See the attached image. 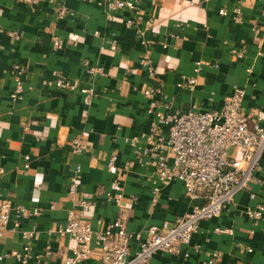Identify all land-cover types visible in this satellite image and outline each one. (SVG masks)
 I'll return each mask as SVG.
<instances>
[{
  "label": "crops",
  "instance_id": "crops-1",
  "mask_svg": "<svg viewBox=\"0 0 264 264\" xmlns=\"http://www.w3.org/2000/svg\"><path fill=\"white\" fill-rule=\"evenodd\" d=\"M115 1L132 2L136 9L108 15L106 3ZM60 8L71 15L60 17ZM221 10L227 15L221 16ZM11 30L18 39L7 35ZM54 37L61 39V49L53 48ZM144 55L152 75L141 64ZM84 60L101 67L103 74L88 76ZM197 61L216 67L196 73ZM17 72L23 94L12 101ZM56 73L90 86V103L85 105L77 92L48 87ZM181 76L196 78L192 90L178 87ZM152 88L160 89L155 96L160 111L162 103L182 112L191 106L220 110L223 99L240 89L243 111L263 115L264 0H41L34 7L0 0V198L40 210L18 225L11 213L0 238V256L21 251V233L32 229L39 232L32 241L33 255L47 246L50 255L26 264H61L71 255L74 244L69 238L49 230L77 210L68 194L72 180L79 194L90 197L86 217L93 230L123 216L128 232H141L203 204L200 198L185 196L178 181L155 182V168L138 153L146 146L141 135L152 121L143 90ZM73 138L80 140L84 152H72ZM118 190L121 200L109 201L107 194ZM258 204L264 205V154L254 180L232 205L220 216L199 222L189 245L173 254L157 253L149 264H205L212 258L217 264H264V214L257 224L245 215ZM0 264L19 263L4 258ZM80 264L103 263L89 258Z\"/></svg>",
  "mask_w": 264,
  "mask_h": 264
},
{
  "label": "built area",
  "instance_id": "built-area-1",
  "mask_svg": "<svg viewBox=\"0 0 264 264\" xmlns=\"http://www.w3.org/2000/svg\"><path fill=\"white\" fill-rule=\"evenodd\" d=\"M41 0H21L29 7L38 5ZM92 3L94 0H79ZM127 8L135 10L132 2H107L108 15L112 12ZM226 16L225 10L219 12ZM71 15L65 8H60L59 16ZM233 20L240 21L239 10L233 12ZM7 35L18 39L16 30ZM54 49L62 48V41L58 37L52 39ZM112 49H115L113 43ZM235 54V52H233ZM241 57V53L236 54ZM147 55H144L141 64L148 69L150 75L153 70L149 65ZM84 72L91 78L101 76L103 69L99 66H90L82 61ZM216 67L206 61L194 63V70L198 73L202 68ZM48 87L59 91L79 93L85 105H88L92 96V88L82 87L67 76L56 73ZM178 87L192 90L196 85L195 77L181 76ZM23 94L20 73L14 78V88L10 94L12 101L18 100ZM144 97L149 101L147 113L152 116L148 131L141 135L145 141V148L138 152L147 163L155 168V182L167 184L172 181L181 183L184 194L190 199L200 198L203 204L193 206L186 214L175 218L173 222H164L161 226H150L141 232L131 233L126 229L124 217H117L102 230H93L86 213L91 207L90 197L79 194L78 185L72 180L68 194L72 202H77V210H70L65 222L56 226L49 233L58 236H67L74 244L71 255L64 258L61 264H80L95 258L103 264H149L151 258L157 253L173 254L181 245H189L192 235L196 232L201 221L210 220L222 214L225 207L234 203L240 192L247 190L254 180L264 154V114L252 110L246 114L242 109L244 92L235 89L233 93L223 99L220 110L203 111L199 107L191 106L189 110H169V105L162 103L163 111L159 110L160 102L155 96L160 95L159 88L143 90ZM248 122L251 123L249 127ZM136 138L132 139L136 143ZM74 154L85 151L78 138L69 141ZM137 153V155H138ZM28 157H24L23 167L28 168ZM114 157L107 167L112 168ZM131 163L127 165L130 166ZM76 171H80L77 166ZM119 188L118 181L113 183ZM157 192L158 188H154ZM121 193L114 195L108 193L107 199L118 203ZM15 216V225L20 219H28L40 214L37 208L29 209L20 204L0 198V238L7 230L10 215ZM264 214V205L258 204L248 208L245 215L257 224ZM226 232L231 233L230 230ZM39 232L32 229L21 233L23 246L21 251H12L0 256L15 259L19 264H26L35 258L40 260L49 257L50 247L37 255H33L32 241ZM134 246V247H132ZM198 253L199 248L194 247ZM250 251V250H248ZM205 264H217L214 259Z\"/></svg>",
  "mask_w": 264,
  "mask_h": 264
}]
</instances>
